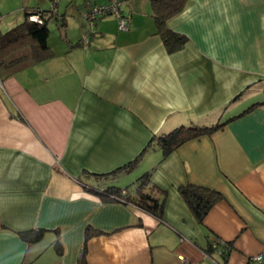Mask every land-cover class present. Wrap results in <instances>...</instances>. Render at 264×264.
Masks as SVG:
<instances>
[{
    "label": "crops",
    "instance_id": "0c3cea01",
    "mask_svg": "<svg viewBox=\"0 0 264 264\" xmlns=\"http://www.w3.org/2000/svg\"><path fill=\"white\" fill-rule=\"evenodd\" d=\"M54 1L53 55L19 49L0 62V264H79L89 227L88 264H221L211 242L230 243L227 264L264 255V0H190L169 20L189 39L176 52L155 32L153 0H121L127 31L115 16L83 19L86 1L107 0H85L79 15L74 0ZM229 119L164 157L159 137ZM152 169L162 220L91 191ZM186 184L224 195L203 222ZM38 228L36 243L19 234Z\"/></svg>",
    "mask_w": 264,
    "mask_h": 264
},
{
    "label": "trees",
    "instance_id": "16d2710c",
    "mask_svg": "<svg viewBox=\"0 0 264 264\" xmlns=\"http://www.w3.org/2000/svg\"><path fill=\"white\" fill-rule=\"evenodd\" d=\"M50 1L55 4L54 0ZM189 2L190 0H153L151 3L153 17L156 23L155 32L163 39L169 52L179 51L189 40L186 35L175 32L169 27V20L184 11ZM55 8L56 7L53 5L50 9L38 7H32L30 8L31 10L26 9L25 19L22 23L5 33H0V62L11 53L25 47H30L32 49L33 57L37 61H42L51 57L53 53L49 45V21L54 16L53 12H55ZM30 15H38L40 18L36 21L29 20ZM256 105L257 104L252 105L245 110L244 113L251 111ZM229 121L230 119L224 122H218L212 126H180L170 133L159 137L158 142L163 150L164 157L190 140L200 138L204 135L213 136L221 131ZM140 157L141 155L135 160L123 165L118 171L134 168ZM153 170L154 169L143 173L136 179L133 185H129L125 188L109 187L102 190L91 189V191L101 197L104 202L120 201L144 212H148L162 220L164 214V198L160 197L158 187L151 180ZM179 192L199 222H203L211 208L224 199V195L220 191L196 184L181 185L179 187ZM45 231V229L38 228L21 231L19 234L26 242L36 243L43 238ZM98 233L99 232L92 227L87 229L85 247L79 264H88L86 258V245L88 241ZM214 244H216V246ZM53 246L58 253H63V246L60 239L56 240ZM218 248L221 250L223 259L221 264H227L232 248L230 243L221 244L220 242H211L206 249V253L212 256Z\"/></svg>",
    "mask_w": 264,
    "mask_h": 264
},
{
    "label": "built area",
    "instance_id": "2783aa9c",
    "mask_svg": "<svg viewBox=\"0 0 264 264\" xmlns=\"http://www.w3.org/2000/svg\"><path fill=\"white\" fill-rule=\"evenodd\" d=\"M122 1L121 0H107L104 4H93L90 1L85 2V12L83 14V19L86 21L90 28H93L97 21L103 17L115 16L118 20L119 31H127L130 28L131 16L126 15L121 10ZM38 15H30L29 20H39ZM2 16L0 14V24ZM1 33V32H0ZM89 40V34L83 36L82 42L87 43ZM0 83L2 80L0 78ZM125 193V192H124ZM216 246V244H214ZM252 264H264V255H254L251 259Z\"/></svg>",
    "mask_w": 264,
    "mask_h": 264
},
{
    "label": "rangeland",
    "instance_id": "374dc122",
    "mask_svg": "<svg viewBox=\"0 0 264 264\" xmlns=\"http://www.w3.org/2000/svg\"><path fill=\"white\" fill-rule=\"evenodd\" d=\"M66 0H61V2H65ZM85 0H74L71 3L75 6V10L69 9V14L71 12H75V14H80V9L84 7ZM30 4V5H29ZM30 6H40L43 9L51 8V1L50 0H0V13L2 15L1 20V31L7 32L13 26L19 24L25 17V7ZM85 23V22H84ZM51 31H53V38L54 36L59 35L58 26L56 24L55 19H52L50 22ZM30 49V47L23 48L19 50V53L22 51H26ZM135 180V179H134ZM133 181V180H132ZM133 184V183H132Z\"/></svg>",
    "mask_w": 264,
    "mask_h": 264
}]
</instances>
